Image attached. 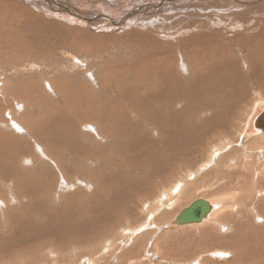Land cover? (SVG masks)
Returning a JSON list of instances; mask_svg holds the SVG:
<instances>
[{"label":"bare ground","instance_id":"6f19581e","mask_svg":"<svg viewBox=\"0 0 264 264\" xmlns=\"http://www.w3.org/2000/svg\"><path fill=\"white\" fill-rule=\"evenodd\" d=\"M172 1H174V0H163L161 5L164 6L163 3H165V2L168 3V2H172ZM177 1H179V0H177ZM44 2H45V5L49 8V10L47 11L49 13L56 14L57 11H58V13L60 11V14L62 16L63 12H67L70 19L73 18L74 20H76V21H73V22H76V25H75L76 27H79V26L81 27V25L77 26V23H80V24L84 23V22L85 23L86 22L94 23L96 18H98V20L100 18H101L100 20L108 18L107 20L110 19V22L114 26L112 28V29H114V31L122 29L129 18L132 17V20H136L134 16H136L137 14L141 13L144 15V13H146L144 9H146V8H148V9L152 8L155 10H159L162 8V6L160 4H158L156 6H151V5L147 4L148 6L146 5V6H143L140 8L134 7L132 12L126 13L125 16H123V19L121 21H117V19L115 17H113V18H115V20H116L115 21V20H112L111 18H109L108 15H98L99 13L97 14V16H95L96 18H94V17L90 18V17L85 15L86 13L83 14L81 12H76L75 10L71 11L69 9L70 7L68 8L64 4H61V3H60L61 5L55 4L54 0H44ZM232 3L234 4L233 7H235L237 10H239L241 8H245V7L250 8V6H251L250 4H252L251 2H242V1H237V2H232ZM257 3H258V1H257ZM12 4H13V2H12ZM11 8H13V7H11ZM11 8H7L6 6L0 7V50L3 49V46H4L5 50H6V47H9L8 43L10 40V36H12V35H10V30H11V27L13 26L14 21H15L14 15H17V14L19 15V12H18L19 9L17 7L14 6L15 10L14 9L11 10ZM23 10H25V9L23 8ZM46 15H48V14H46ZM223 15H224V13H223ZM65 16L66 15H64V17ZM70 16H72V17H70ZM23 18H24V15H23ZM67 18L68 17H66L65 20ZM107 20H106V22H107ZM71 21H72V19H71ZM242 21H244L243 18H242L241 22ZM203 22H205V21H203ZM239 22H240V20H239ZM133 23H134V21H133ZM226 23H227V21H226ZM240 23H238V26H237L238 28L241 27ZM201 24H203V23L201 22ZM205 24H207V23H205ZM103 25H104V23H103ZM111 25H109V26H111ZM251 25H253V24L250 23V26ZM260 25L263 27V23H260ZM84 26L87 27V25H84ZM182 26H185V25H182ZM86 27L84 29H86ZM90 27H91V25H90ZM244 28H245V26H244ZM246 28H247V26H246ZM256 28H258V23H255L253 25V29H256ZM73 29H75V28H73ZM97 29H99V28H97ZM193 29L196 30L198 28L193 27ZM241 29H242V27L240 28V30ZM251 29H252V27H251ZM68 30H70V29H68ZM89 30H90V28H89ZM214 30H215V28H214ZM72 31H74V30H72ZM111 31H113V30H111ZM103 32H105V31H103ZM242 32H245V31H242ZM1 33H2V35H1ZM192 33H194V31ZM192 33H187V30H186V32L183 30L181 34L178 33L179 34L178 36H182V35L185 36L184 38L182 37L183 40H181V42H178V43H174V42L164 43L162 40H160L158 42V44L155 45V48H156L155 50L151 51L150 47H149V49L147 51H143L144 52L143 55H141V57L136 62H134L133 65H130L129 67L118 68L117 64L115 65V62H117L118 57H116V58L113 57L110 59L107 58L105 64L103 63V66H102L103 70L100 69L101 72L98 71L99 73L93 71L94 69L92 70L93 65H90L88 67V65H89L88 64V61H89L88 58H87L88 60L86 59L87 63H85L86 62L85 60H84L85 61L84 62L82 59L81 60L78 59V58H81L82 56L81 57L79 56L78 58H76V56L72 55L73 53L64 52L62 54V55H64V57L63 58L61 57L60 61L64 64H67L66 67L68 66V68H66V67L62 68L65 70V72L63 71V73L64 74L66 73L65 78L59 77L62 79L61 80H55V81H48L50 79L48 77L49 79L43 84V87H39V85H37V83L34 84V85L38 86L37 89L30 87V86H34V85L32 83H30V84L28 83L29 85L23 89L26 94L24 93L25 96H24V99L22 100V102H28L25 104L24 108H22L20 106L21 104H19V102H15L13 106L8 104L9 107L7 109H5L4 112H1V110H3V109H1L2 107L0 108L1 109L0 110V126L8 125V127L9 126L13 127L15 130H16V128H18V126H20L22 129H24L28 133L27 137L31 138L32 141H33V136L34 137L38 136L39 140H40V137L41 138L42 137L47 138V141L44 140L45 141L44 145H40L37 147V148H42V150H40V152H38L39 151V149H38V151H37L38 153L37 152H34V153L31 152L33 150L27 145V143L22 142V140H23L22 136L23 135H20L19 133L18 134L15 133V136L12 135V133H11V136L8 138L9 143L4 140L6 143L4 145H7V147L9 149H13V148L14 149L12 151L13 153H11L7 157L8 160L5 159V160H7L6 163H2L1 162L2 158L0 159V187L1 188L3 186H7V183L11 182V181H9V179L13 180L14 182H17L16 179L14 180L10 176H14L16 178L17 175H19L21 173H23L24 175H27V172H25L26 171L25 167L26 168L27 167H35L36 165H37L36 168L39 167L38 169L42 170L41 172H51L50 170H53L54 168L60 170L61 171L60 173H62L64 175L63 176L64 179H62V180H64L65 183H68L65 185L67 188V186L69 185L68 181L71 180V179H67L70 176L67 177L68 175H66L68 173V168H70L68 165L70 163H72L71 160L76 156V153H79L82 150L81 155L84 154L85 160L87 161V166H88L89 162L95 161V160H91V159L99 160L100 166L102 164L104 165V166L102 165L103 170L99 174L94 173L92 175V173L94 171L92 172V170H91L90 171L91 174H90L88 171L85 170L86 168H84L85 172L82 171L83 175L85 174L86 175L85 177H89V178L93 177L95 180H97V183H95L96 184L95 186L97 188L103 187L105 192L110 193V195H111L108 199H106V201H105V199L103 200V199H100L98 197H96V198L100 199V200H95V199H92L90 197L92 199L91 201H93L95 203V205L93 203L92 205H87V206L84 205V207H77V206L72 205V204L71 205L67 204L66 206L64 205L65 207H63L62 206L63 203H62L61 204L62 207L60 208V209H62L61 211H58V208H57V210L49 209V210L45 211L44 209L42 210V206H44V205H42L40 208L38 207L39 210L36 213V211L33 212L35 210V208L37 207V206H35V208H34V205H35L34 198H36L39 195L40 201H39L38 205L40 206V204H42V203L44 204L45 202L48 201L47 198H49V197L47 194H49V196H50V193L47 192V194H43V195L37 194V193L35 194L34 193L35 188H30L28 191H25V192L23 191V192L19 193L20 199L23 201L25 200L27 202V204L24 202V204L27 205V208H26V210L24 208V211H22V212H20V207H21V205H23V203L21 204V202H23V201H21L18 198V196H19L18 194L15 193L16 195H11L8 199H6L0 193V206H2V210L0 209V242L4 240L3 241L4 244H6V245L10 244L9 241H5V239H6L5 235H7L6 234L7 232H9L8 233V235H10L9 237L11 239H13V241L16 240V244H17V246H16L17 252L16 253H18L20 255L23 254V255H29L30 256L33 253H34L33 255H35L36 252L42 253L41 251L46 249L48 244H50L52 246V251L50 252V254H54V252H57L58 248L56 250H54L53 247L54 248L59 247L60 249L67 247L69 249H72L68 246H71L72 242L74 244L73 240H79V241L84 240V242H86L85 239H88V238H93L90 240V241H93L94 239L98 238L99 236L104 237V233H105L108 226L116 225L118 222H120L121 217L123 215L131 216L134 213L135 206L132 205V202H133V199H135V197H136L135 196L136 193L139 195H143V196L150 195L151 194L150 193L151 192L150 185L154 181L153 178L156 175H158L162 170H164L166 168H168V171H169L170 170L169 168L171 167V171H172V166H174L175 164L183 162V160L184 161L189 160L193 150L197 147L203 148L202 146L205 143H206L205 146L208 145V147H210V149H211L210 150L211 153L209 155V160L206 161L201 166H199V168L197 170L193 171L192 170L193 168H192L191 169L192 171H188L186 174L187 178H193V179L195 178L196 179V177L199 173H201L202 171L206 170L209 167H212L214 165V163H216V162H217L216 168H218L220 170L217 169L218 172H216L217 170L215 172L217 173V175H223V177L225 179L227 178V176L232 179L235 176V172H236V171L234 172L235 168L238 165L243 164L242 162L246 163L245 165L247 166L249 158H248V156H246V154L247 153H249V154L253 153L254 150H248L247 151V148H250L249 146H246V145L242 146L241 145V147H240V144H236L235 140H233V139L231 140L230 137L235 133V130L238 129V123L242 120V116H243L242 113H243V111H245V109L247 108V105L250 103L251 98L253 96H255V94L257 95V98H259V100H262L263 102L261 103V105H259L260 109L259 108L255 109L253 111L250 119L248 120V122H245V127L242 128V131L240 133V137L243 136L242 139L243 138L257 137L259 135L264 137V132L262 130L259 131L256 128H254L255 120L264 111V90H263L264 89V29L262 28L261 33L254 34L252 31L253 34H251V35H246V33H244V34L240 33V34L231 35L230 38L226 37L225 36L226 34L223 35L222 34L223 32L222 33L213 32V34L212 33H204V32H201V33L199 32L196 34H192ZM15 34H16V32H15ZM86 35H87V33H86ZM187 35H189V36H187ZM116 36H118V34H116ZM227 36H229V35H227ZM90 38H92V37H90ZM64 39L65 38L63 37V40ZM122 39L123 38H120V40H122ZM72 40H75V38ZM65 41H66V39H65ZM76 41H77V39H76ZM82 41H83V39H82ZM95 43H99V42L97 41ZM113 43H115V42H113ZM132 43H133V41H132ZM86 45H88L87 42H86ZM86 45H84V47ZM75 46H77V45H75ZM101 46H99V47H101ZM103 46H105V45H103ZM129 46H130V44H129ZM80 47H81V45H80ZM86 47L84 48V54H86L87 57L93 58L94 56L92 57V55H95V54H93V51L90 49V46H89L90 50H88ZM94 47H96V45ZM114 47H116V44ZM9 51H11V50H9ZM95 51H96V48H95ZM115 52H117V51H114V53ZM3 53L4 54L8 53V50L4 51ZM76 53H77V51H76ZM80 53H81V51H80ZM104 53H106V52H104ZM79 55H82V54H79ZM95 56L97 57V55H95ZM106 56H108L107 53H106ZM96 57H94V58H96ZM103 57H105V56H103ZM102 58H100V60H102ZM2 59H3V56L1 57V60ZM27 59H28V56L27 57L21 56V58H13L12 57L11 61H13V62H15L21 66L22 65L21 63H23V62L25 63V61H27ZM103 59H105V58H103ZM92 60L89 62H92ZM31 61H33V60H31ZM93 62H95V60H93ZM93 62L91 64H93ZM98 62H99V60H98ZM100 62L102 63V61H100ZM120 65L123 66V64H120ZM127 65H128V63H127ZM26 66L27 65H25L24 68H26ZM29 66H31V63ZM29 66H28V68H29ZM33 66L38 67V65H36V64H33ZM33 66L31 68H29V69H31V71H33L35 69L38 70L37 68H35ZM84 66H86V67H84ZM76 67L78 68V70L76 69ZM54 68H55V66H54ZM16 69H18V68H16ZM44 69H45V67H44ZM55 69H57V66ZM6 70L8 71V69H6ZM24 70H28V69H24ZM24 70L22 72L26 73L27 71H24ZM40 71H42V70H40ZM48 71H45V72L47 73ZM55 71L56 70H54L53 73H55ZM19 73L20 72L18 71V74ZM36 73H37V71H36ZM41 73L44 74L43 72H41ZM61 73H59V74H61ZM80 73H81V75H83L87 79V81L89 82V85L91 84L93 87L92 88H90L89 86L88 87H81L80 85L77 84L79 86L78 91L77 92L70 91V88H68V87L71 84V82L74 81L72 79V77H74L73 75L74 74L79 75ZM42 74L38 73L37 75L40 76ZM59 74H57V75H59ZM61 76H62V74H61ZM14 77H15V75L13 76V78ZM17 77L18 76H16V78ZM45 77L46 76H44V78ZM45 79H43V80H45ZM5 80H6V78H5ZM76 80H78V79L76 78ZM12 81H14V80H12ZM187 82H190L191 84H187ZM12 84H13V82H12ZM15 84H16V82H15ZM72 86H73V84H72ZM75 86H76V84H75ZM44 87H45V89H41ZM18 90H20V89H18ZM223 90H225L226 92ZM222 91L225 93L223 94ZM46 93L48 94L47 96L51 97V98L49 97V99L55 100V103H53L55 105H52V103H50L51 104L49 106L50 110L57 107L58 99H64V101H65V99L70 100V101H73V103H74V100H76V101L84 100L85 102L81 106H79V104H77V107L81 108L80 110H82L84 108L83 112H80L83 114V116H79V118H77V119H80V117H81L80 123H82V124L84 123L83 126L80 124L82 126V128H80V129L82 130L84 128L83 130L88 131V133H90V132L94 133L91 136L94 138L95 143H96L97 138H98L101 142H103L105 144L104 145H98V146L90 145V144L84 145V143H86V142L91 143L89 141V139H88V141L85 142V140L87 138L84 139V137H83L84 141H82L84 143L81 142V144H83L84 146L81 149L76 147L77 145L73 146V145H71L72 143L71 144H69L68 142L66 143L65 140H68L67 138H68L69 134H71V132H73L71 129L73 128L74 130H76L78 128L77 123L75 122L76 123L75 124L70 119V117L74 116V114H72V113H71L72 116H70V115L62 116V114L60 115V114H56V113H54L52 115L49 113L47 118H42V119L35 121L34 123L28 125L29 131H27V129H25L21 123H18V122H21V120H19L17 123L14 121L15 118L17 117L16 115H19V117L23 116V118L25 116L31 117L30 115L33 113L30 114V112H31L30 103L31 102L35 103V102L39 101L41 99L42 95L43 94L46 95ZM11 94L12 93H10V96L12 97ZM0 95H1V93H0ZM6 95H7V93H6ZM99 96H104V98H101L103 100H99L100 99ZM13 99H15V98H13ZM46 99H48V97ZM46 99L44 98V101L42 100V102H45ZM47 102H49V101H47ZM73 103H72V105H73ZM22 104H24V103H22ZM258 104H257V106H258ZM255 106H256V104L253 107H255ZM33 108H34V106L32 107V109ZM7 112H9V114H11L13 116L14 115L16 116L12 123L6 122L9 120V119L8 120L6 119V113ZM37 113H38V111H37ZM38 114L40 115V111ZM64 115H65V113H64ZM7 116L11 117L8 115V113H7ZM68 116H70V117H68ZM56 118H58L61 121L63 120L64 125H63V123H61ZM243 120H244V118H243ZM28 121H31V120H28ZM90 122H93V124ZM94 122H96V123L94 124ZM13 123H16L17 125H13ZM19 124H21L22 126ZM29 126L32 128H30ZM8 127H6V128L8 129ZM6 128H3V130L5 131ZM54 131L55 132L60 131L61 133L56 132V134H54L53 133ZM0 134H1V132H0ZM61 134H63V137H61ZM83 134H86V133H83ZM25 136H26V134L24 135V138H25ZM75 136H76V134H75ZM82 136L83 135H81L80 138H82ZM6 139H7V137H6ZM20 139H21V142H20ZM25 139H27V138H25ZM262 139H264V138H262ZM94 140H93V143H94ZM4 141H2V142H4ZM213 141H215V143ZM75 142H76V138H75ZM217 142H219V143L217 144ZM260 143H262V142H260ZM36 144H37V142H36ZM36 144H35V146H36ZM96 144H98V143H96ZM1 145H3V144H1ZM79 145H80V143H79ZM247 145H249V144H247ZM2 147H0V157H3L5 154L4 153L5 148H2ZM113 147H115L119 151V153L123 154L124 157L126 158L125 168H119L116 171H110L109 170L110 165H109L108 158H107V151L109 148L112 149ZM168 150L170 151L169 153L166 152ZM110 151H112V150H110ZM238 152L241 153L240 158H239V155L235 154ZM108 153H111V152L108 151ZM223 153H224V155H223ZM256 153L259 156H260V153H262L263 157H264V147H260L259 149H257ZM195 154L194 155L192 154V155L195 156ZM205 154H206V152H205ZM206 155H208V154H206ZM21 156L23 158L20 160L19 157H21ZM24 156H27V157H24ZM119 156H121V155L119 154ZM199 156H197V157H199ZM83 157H81V158H83ZM201 157H202V155H201ZM203 157H205V156H203ZM111 158H112V156H111ZM121 158L123 159V157H121ZM193 158H195V157H193ZM109 159H110V157H109ZM78 161H79L78 164L84 163V161L82 163H80V158ZM38 163H39V165L41 163H43V167L41 168L38 165ZM191 163L192 162H190V164ZM193 163H194V161H193ZM195 163H196V161H195ZM84 164H86V163H84ZM143 165H149L150 166V168H148L149 170L145 169L143 167ZM181 165H182V163H181ZM73 166H72V169L74 171V168H76V167H73ZM79 166H81V165H79ZM62 167H63V169H62ZM142 167H143V169H142ZM240 168H242V167H240ZM77 169L78 168L75 169V172ZM88 169H90V168H88ZM237 169H238V167H237ZM39 170L33 171L31 169V172L33 171L35 173V171H39ZM250 170H251V168H250ZM164 171L166 172V170H164ZM185 171H187V170H185ZM245 171H247V170H244V172ZM39 172L35 173V175H39L38 174ZM77 172H78V170H77ZM29 174H30V172L28 173V175ZM208 174H210V173H208ZM31 175L34 176L33 174H31ZM54 176H55V174H54ZM113 176L118 179V182H117L118 185H111V183L108 182L109 180H111L113 178ZM199 176H200V174H199ZM38 177L40 178V180H39V182L37 181L38 182L37 186H40L41 189H43L45 187V193H46V189H48V188L50 189V186L53 185L52 180H54V179L51 180L49 176L45 177L46 179H43L42 177H40V175ZM75 177H77V176H75ZM244 177H246V176H244ZM248 177L249 176H247V178ZM259 177H261V176H259ZM17 179H19V178H17ZM29 179H30V177H29ZM34 179H35V177H34ZM57 179H58V176H57L56 180ZM79 179H77L76 182H78V183L80 182L81 184H84V183H82L83 181H79ZM199 179H201V178H199ZM81 180H83V179H81ZM238 180H241V179H238ZM258 180H260V179H258ZM263 180H264V178H263ZM72 181H70V182H72ZM159 181H161V179H159ZM248 181H250V180H248ZM89 182H90V180H89ZM89 182L87 184V188L92 189L93 185L91 183H90L91 184L90 185ZM185 182L186 181H184V179H179L178 183L173 185L169 190H165L160 195V197L158 198V199H160V202L164 203L165 199L167 201H169V203L163 204L164 209L172 208L173 206L176 205L177 201L182 197L181 190L183 189L182 187L185 186V184H187ZM230 182H233V181H230ZM242 182H244V181H242ZM242 182H241V184H242ZM61 183L63 184V186H61V184L59 183L60 187H64L65 183H63V182H61ZM73 183H74V181H73ZM73 183H72V185L76 184V183H74V184ZM258 183H257V186L259 187ZM156 184H157V182H156ZM225 184H227V183H225ZM231 184L233 186V184H235V183L233 182ZM246 184H248V186H249V183H246ZM108 185H111V186H108ZM210 185H212V182L210 183ZM57 186H55V187H57ZM161 186H163V185H161ZM22 187H24V186L22 185ZM228 187H226V188H228ZM73 188H75V186H73L72 189ZM246 188L247 187H245V190H247ZM26 189H27V187H26ZM208 189H209V187H208ZM220 189H222V187ZM61 190L64 191L63 188ZM217 190H219V189H216L215 191H217ZM14 191H15V189H14ZM66 191L67 190L65 189L64 193H66ZM78 191L79 190L77 189L76 192L79 193ZM96 191H98V189ZM18 192H20L19 189H18ZM84 192H83V194H81V196L84 195ZM71 193H73V191ZM90 193H91V191H90ZM92 193H93V191H92ZM216 193H215V195H216ZM53 194L57 195L54 192H53ZM59 195H62V194H59ZM63 195H62V198L60 199V201L63 199ZM68 195H70V194H68ZM208 195H210V194H208ZM263 195L264 194H260V196H262V197H263ZM250 196H252V195L249 194V197ZM39 197H38V199H39ZM53 197L54 196H52V199H53ZM104 197H106V195ZM241 197H238V198H241ZM253 197H254V195H253ZM64 198H67V196H65ZM72 198L74 199L76 197H72ZM86 198H87V196H86ZM73 199H70V200H73ZM88 199H89V197H88ZM144 199H146V197ZM63 200L61 202H63ZM152 200H153V198H152ZM51 201H53V200H51ZM224 201L225 200H223V202ZM260 201H262V200H260ZM78 202L81 203L80 200ZM194 202L195 201H193V203ZM208 202H210V204L212 205V212L200 224H204L203 222L208 221L213 216H215L216 214L218 215V213H219V211H218L219 209H217V206H219V204H216L212 201H208ZM251 202L252 201H250V203ZM89 203H91V202H88V204ZM146 203H148V202H146ZM9 204L15 205V207L11 206L12 207L11 208L9 206ZM51 204H52V202H51ZM69 204H70V202H69ZM191 205H192V203L188 207H190ZM55 206H54V208L57 207V206L56 207ZM145 206L147 207V204H145ZM13 207L16 209H13ZM188 207L184 208L183 210L187 209ZM51 208H52V206H51ZM4 209H6V210H4ZM154 209H155V207H154ZM217 211H218V213H217ZM255 211H256L255 214L260 212V210L258 211L257 206L255 208ZM159 212H160V210H157V211H155V214L159 213ZM261 214H262V216H261ZM41 215H43V217L46 216L45 217L46 219L43 220V218H42V220H39ZM258 215H259V217L256 216L257 219L261 220L262 224H264V211L262 213L260 212V214H258ZM223 216H225V215H223ZM223 216L221 219L226 220V218L225 217L223 218ZM53 217H55L54 221H53ZM176 217H175V219H176ZM175 219L172 222L173 227H181V229H182L183 227L185 228V227H190V226H196V224L182 225V226H176L175 225L174 226L173 223H174ZM56 220H58V221L55 222ZM148 220H147V222H148ZM153 221L155 223L154 218H153ZM26 222H29V228H31V229H29L28 226H26V225H28V223L25 225ZM252 226H253V224H252ZM120 227H122V225ZM250 227H251V225L249 226V228ZM126 229H127V231L130 230L129 228H126ZM171 229H173V228H171ZM176 229H178V228H176ZM243 230H244V228H243ZM243 230L241 229L242 232H243ZM249 231L250 230L248 229L246 231V233L248 232L247 234L249 236L253 237L252 239H254V237L257 239L256 233H254L253 231L252 232H249ZM244 234L245 233H243L242 235H244ZM134 236H132V237H134ZM105 237H107V236L105 235ZM235 238H232V239L230 238L231 240L226 239L225 243L223 242L224 248L219 247V250H217V251L223 250V252H220L218 254L225 256V255H228L229 252L230 253L231 252H239L240 248L237 249L239 246L237 247V243H234ZM98 240H99V238H98ZM106 240H107V238H106ZM239 242L245 244V241H243V240H239ZM77 243L79 244V242H77ZM81 243H83V242H81ZM88 243H90V242H88ZM240 243H239V245H240ZM235 244H236V246H235ZM243 244L240 245L242 248H244V246L246 245V244L245 245H243ZM1 245H3V244H1ZM72 246L74 247L75 245H72ZM216 247H215V249H216ZM69 249H67V250H69ZM246 249H247V246H246ZM254 249L257 250V248H255V247H254ZM252 250L253 249H251V251ZM243 251H245V250H243ZM46 252H48V251H46ZM62 252H63V250H62ZM77 252H78V249H77ZM253 252H254V250H253ZM258 252H257V254H258ZM254 254H256V253L254 252ZM23 255H21V257ZM233 255H236L235 257H237V255L239 256L238 253L233 254ZM252 256H253L252 258H254V255H252ZM4 257H5V255H4ZM4 257H2V258H4ZM98 257L99 256L96 255V257L94 259H98ZM40 258L42 259V257H40ZM40 258H39V260H40ZM241 258H243V259L241 262L239 260L238 261L239 263L243 262V264H264V262L259 260V259H252L251 258V260H253V261H248V259H246L243 256ZM0 259H1V257H0ZM47 259H48V257H47ZM94 259H93V261H94ZM1 261H3V260H1ZM45 261H46V259H45ZM40 262H41V260H40ZM9 263H12V262H9ZM5 264H6V262H5ZM43 264H45V263H43ZM57 264H58V262H57ZM83 264H87V262H83Z\"/></svg>","mask_w":264,"mask_h":264},{"label":"rangeland","instance_id":"374dc122","mask_svg":"<svg viewBox=\"0 0 264 264\" xmlns=\"http://www.w3.org/2000/svg\"><path fill=\"white\" fill-rule=\"evenodd\" d=\"M237 1L251 2L252 4H250L251 5L250 8L245 7V8H241V9L237 10L235 7H233L234 4L232 3V2H237ZM257 1H258V3H257ZM12 2H13V4H12ZM54 2H55V4H59V5L64 4L68 8L70 7L69 9L71 11L75 10L76 12H81L83 14L86 13L85 15L90 17V18H93V17L96 18L95 16H97V14L99 13L98 15H108V17L111 18L112 20H115V18H116L117 21H121L123 19V16H125L126 13L132 12L134 7L140 8V7L146 6L147 4L151 5V6H156L158 4L161 5L163 0H54ZM8 4L9 5L11 4V5L9 6ZM163 5L164 6L161 5L162 8L159 10H155L152 8L151 9L150 8L144 9L146 12V13H144V15L141 13L137 14L136 16H134L136 20H132V17L129 18L128 21L126 22V24L124 25V27L122 26L123 27L122 29L115 30L116 31L115 32L114 29H112L114 26L110 22V19L107 20L108 18L102 19V20H100L101 18L99 20H98V18H96V20H95L96 22L94 21V23H89V22H86V23L84 22L85 24L84 23H81V24L77 23V26L81 25V27L80 26L76 27L75 26L76 22H73L76 20L71 18L72 19V21H71L67 12L62 11L63 12L62 16L60 14V11H59V13L57 11L56 14H52V13L47 12L49 10V8L45 5L44 0H22V1L21 0H0V7H4V6H6L7 8L13 7V8H11V10H12V9H14V6H15L19 9V11H18L19 15L18 14L14 15L15 21L13 23V26L11 27V30H10V35H12V36H10V40L8 43L9 47H6V50H5L4 46H3V49L0 50V52H1L0 56L1 57L3 56L2 60L0 57V60H1L0 61V87H1L0 90L2 91V92L0 91V93H1V95H0V108L2 107L1 109H3V110L0 109L1 112H4V110L9 107L8 104L13 106L15 102H19V104H21L20 106L22 108H24L25 104L28 102H22V100L24 99V96L26 94L23 89L26 86H28L30 83H32L33 85L37 83V85H39V87H43V84L49 78L50 79L48 81L61 80L62 78H65L66 73L65 74L63 73V71L65 72V70L62 68L66 67L67 64H64L60 61L61 57L62 58L64 57V55H62L64 52L73 53L72 55L76 56V58H78L79 56L80 57L82 56L81 58H78V59L79 60L82 59L83 61L85 60L86 61V62L84 61L85 63H87L88 59H89V61H91L92 59L95 60V62H93V60H92L93 64H91L92 62L88 61V64H89L88 67L90 65H93L92 66V70L94 69L93 71L101 72L100 69L103 70L102 66H103V63L105 64L107 58L110 59L113 57H115V58L118 57L117 62H115V65L117 64L118 68L129 67L130 65H133V63L136 62L141 57V55H143V53H144L143 51H147L149 49V47H150L151 51L155 50L156 49L155 45L158 44V42L160 40H162L164 43L181 42V40H183V38L185 36L184 35L178 36V35L181 34L183 30L185 32L187 30V33H192L194 31V33H192V34H196L199 32L200 33L201 32L212 33V34H213V32H219V33L223 32L222 33L223 35L226 34L225 36L230 38L231 35L240 34V33H243V34L246 33V35H251L253 33L254 34L261 33L262 28L264 29V15H263L264 14V0H234V1L233 0H184V1L183 0H181V1L180 0L179 1L174 0V1L168 2V3L165 2V3H163ZM23 8L25 10L27 8L28 9L25 11V10H23ZM223 13H224V15H223ZM46 14H48V15H46ZM23 15H24V18H23ZM64 15H66V16L64 17ZM66 17L69 18V19L67 18L68 20L66 19L67 21L65 20ZM70 17H72V16H70ZM113 17H115V18H113ZM242 18L244 21L241 22ZM106 20H107V22H106ZM239 20L241 23L239 22ZM133 21H134V23H133ZM200 21L204 25L201 24ZM203 21H205V22H203ZM226 21H227V23H226ZM103 23H104V25H103ZM205 23H207V24H205ZM238 23L241 24V27H242L241 30H240L241 27L240 28L237 27ZM250 23H252L253 25L255 23H258V28L253 29V25L250 26ZM260 23H263V27L260 25ZM84 25H87L88 28ZM90 25H91V27H90ZM109 25H111V26H109ZM182 25H185V26H182ZM244 26H245V28L247 26V28L245 29ZM85 27H86V29H84ZM193 27H196L198 29L195 30V29H193ZM251 27H252V29H251ZM73 28H75V29H73ZM89 28H90V30H89ZM97 28H99V29H97ZM214 28H215V30H214ZM68 29H70V30H68ZM72 30H74V31H72ZM111 30H113V31H111ZM103 31H105L106 33ZM242 31H245V32H242ZM252 31H253V33H252ZM15 32H16V34H15ZM86 33H87V35H86ZM116 34H118V36H116ZM1 35H2V33H1ZM227 35H229V36H227ZM187 36H189V35H187ZM63 37L66 39V41H65V39L63 40ZM90 37H92V38H90ZM74 38H75V40H72ZM120 38H123V39L120 40ZM76 39H77V41H76ZM82 39H83V41H82ZM97 41L99 43H95ZM132 41H133V43H132ZM86 42L90 46V49L93 51V54L97 55V57L95 55H92V57L94 56L96 58L87 57V55L84 54V48L86 46H87L86 48L88 50H90L89 46L86 45ZM113 42H115V43H113ZM83 44L86 46L84 47ZM115 44H116V47H114ZM129 44H130V46H129ZM75 45H77L78 47ZM80 45H81V47H80ZM95 45H96V47H94ZM103 45H105V46H103ZM99 46H101V47H99ZM95 48H96V51H95ZM7 50H8V53L4 54L3 52L7 51ZM9 50H11V51H9ZM76 51H77V53H76ZM80 51H81V53H80ZM114 51H117V52H115L116 54L114 53ZM104 52H106L108 56H106V53H104ZM79 54H82V55H79ZM100 55L102 57L105 56V57H103L105 59H103ZM21 56H26V57L28 56L27 61H25V63L24 62L21 63L22 64L21 66L15 62L11 61L12 57L13 58H21ZM100 58H102V60H100ZM31 60H33V61H31ZM98 60H99V62H98ZM100 61H102V63ZM30 63H31V66H29ZM127 63H128V65H127ZM33 64L38 65V67L33 66ZM120 64H123V66ZM25 65H27L26 68H24ZM28 66H29V68H31L33 66V67L37 68L38 70L35 69V70L31 71V69H29ZM43 66L45 67V69ZM54 66H55V68L57 66V69H55ZM84 67H86V66H84ZM16 68H18L19 70ZM23 68L28 69L29 71L24 70ZM66 68H68V66ZM6 69H8V71ZM76 69L78 70L77 67H76ZM23 70L27 71V72L23 73L22 72ZM40 70H42V71H40ZM54 70H56L57 72L55 71V73H53ZM18 71L20 72L19 74H18ZM36 71H37V73H36ZM45 71H48V72L46 73ZM41 72H43V73L45 72V73L42 74ZM38 73H40L42 75L39 76V75H37ZM56 73L57 74L61 73L62 76H61V74L57 75ZM11 74L12 75L14 74L15 77L13 78L14 75L12 76ZM16 76H18L19 78L18 77L16 78ZM44 76H46L45 77L46 79L44 78ZM73 76L74 77H72V79L74 81L71 82V84L68 87V88H70V91L77 92L79 89L78 85H80L81 87H88V86L90 88L93 87L91 84L89 85V82L87 81V79L83 75H81V73L79 75L74 74ZM4 77L6 78V80ZM59 77H62V78H59ZM75 77L78 80H76ZM43 79H45V80H43ZM12 80H14V81H12ZM34 80L35 81L37 80V81L35 82ZM12 82H13V84H12ZM15 82H16V84H15ZM72 84H73V86H72ZM75 84H76V86H75ZM187 84H191V83L187 82ZM37 85L30 86V87L37 89V87H38ZM18 89H20V90H18ZM41 89H45V87L41 88ZM223 91H225V90H223ZM223 91H222V93L224 94L226 91L225 92H223ZM6 93H7V95H6ZM10 93H12L11 94L12 97L10 96ZM47 95H48L47 93H46V95L43 94L39 101H37L35 103L34 102L30 103V105H31L30 114L33 113L30 115L31 117L25 116L23 118V116L19 117V115H16L17 116L16 117L15 115L13 116V115L9 114V112H7L8 115L11 117H8L7 113H6V119L7 120L9 119L6 122L12 123L14 118L16 117L18 120L15 118L14 121L17 123L19 120H21V122H18V123H21L23 125V127L25 129H27V131H29L28 125H30V124L34 123L35 121H38L42 118H47L49 113L52 115L54 113L60 114V115L62 114V116H66V115L72 116V114H74V116H72V117L68 116V117H70V119L74 123L75 122L77 123L78 128L76 130H74L73 128L71 129L73 132H71V134H69V136L67 138L68 140H65L66 143L67 142L69 144L72 143L71 145H73V146L77 145L76 147H78L80 149L85 144L86 145L90 144V145H95V146L105 144V143L101 142L98 138L96 141V143H98V144H96L94 138L91 136L94 133H92V132L88 133V131L83 130L84 128L82 130L80 129V128H82L84 123L83 124L80 123L81 117H80V119H77V118H79V116H83V114L80 112H83L84 108L82 110H80L81 108L77 107V104H79V106H81L85 102L84 100H79V101L74 100V103H73V101H70V100L65 99V101H64V99H58V101L60 100L62 103L60 101L59 102L57 101V107L50 110L49 109V106L51 105L50 103H52V105H55V104H53V103H55V100L49 99L50 96H47ZM47 97H48V99H46ZM13 98H15V99H13ZM44 98L46 99V101L42 102V100L44 101ZM99 98H100L99 100H103L101 98H104V96H99ZM47 101H49V102H47ZM262 102H263L262 100H259V98H257L256 94H255V96H253L251 98L250 103L247 105V108L242 113V115H243L242 120H241L242 122L240 121L238 123V129H236L235 133L230 137L231 140L232 139L235 140L236 144H240V147H241V145L242 146L243 145L249 146L250 148H247V151L248 150H254L253 153H250V154L247 153L246 154V156H248V158H249L247 166L245 165L246 163L242 162L243 164H240L237 166L238 169H237V167L235 168V170H234V172L236 171L235 172L236 177L234 176L235 178L233 177L231 179L227 176V178L225 179L223 177V175H217L216 172H218V170H220V169L216 168L217 162L214 163L215 166L213 165L212 167H209L206 170L199 173L201 177L198 174L196 179L195 178L194 179L193 178H187L186 174L188 171L197 170L199 168V166H201L202 164H204L206 161L209 160V155L211 153V151H210L211 149H210V147H208V145L205 146V144H206L205 143L202 146L203 148L197 147L193 150L192 154L193 155L195 153L196 154H195V156H193L191 154V157L189 160H185V161L183 160V162L175 164L174 166H172V171H171V167H170L169 168L170 172L168 171V168H166V169H164V170H166V172L164 170H162L158 175H156L153 178L154 181L150 185V187H151V192H150L151 194L150 195L143 196V195H139L136 193L135 194L136 197H135V199H133V202H132V205L135 206L134 213L131 216L123 215L121 217L120 222H118L116 225L108 226L105 233H104V237L99 236L98 237L99 240H98V238L94 239L93 241H90L93 238H88V239H85L86 242H84V240H81V241L73 240L74 244L72 242L71 246H68L72 249H69L67 247L62 248V249H60L59 247H55V248L53 247L54 250H56L58 248L57 252H54V254H50V252L52 251V246L50 244H48L46 249L41 251L42 253L36 252L35 255H33L34 254L33 253L30 256L21 254V255H23L21 257L20 254L16 253L17 252L16 240L13 241V239H11L9 237L10 235H8L9 232H7L6 233L7 235H5V237H6L5 241H9L10 244L9 245L4 244L3 243L4 240L0 242V257H1L0 264H5V262H6V264H21V263L22 264H32V263L33 264H43V263H45V264H49V263L50 264H57V262H58V264H81V263L83 264V262H87V264H94V263L95 264H185V263L186 264H243V262L242 263L238 262L239 260H240V262L242 261L243 258H241V257L243 256L246 259H248V261H253V260H251V258L253 257L252 255H254V258H252V259H259V260L264 262V224H262V221L257 219V217H256V216L259 217L258 214H260V212L262 213L264 211V201H263L264 195H263V197L260 196V194H264V180H263V178H264V169H263L264 168V163H263L264 157H263L262 153H260V156L256 153L257 149H259L260 147H264V139H262L264 137H262L260 135L257 137L243 138V139H242L243 136L240 137V133L242 131V128L245 127V122H248V120L250 119V117H251V115L255 109H257V108L260 109L259 105H261ZM22 103H24V104H22ZM72 103H73V105H72ZM255 104H256V106L253 107ZM257 104H258V106H257ZM33 106L35 109L34 108L32 109ZM37 111H38V113L40 111V115L37 113ZM64 113H65V115H64ZM243 118H244V120H243ZM56 119H58V118H56ZM28 120H31V121H28ZM59 121L61 123H63V125H64L63 120L62 121L59 120ZM16 123H13V125H17ZM90 123L93 124V122H90ZM95 123L96 122H94V124ZM21 124H19V125H21ZM239 124L240 125L242 124V125L240 126ZM6 127H8V125L0 126L1 134L5 133L4 135L0 134V147L3 146L2 148H5L4 149V153H5L4 156L0 157V159L2 158V161H1L2 163H6L8 160L7 157L11 153H13L12 151L14 148L9 149L7 147V145H4V144H6L5 141H7L9 143L8 138L11 136V133L14 136H15V133L16 134L19 133L20 135H23L22 136L23 137L22 142L27 143V145L33 150V151H31L32 153L37 152L38 149H39L38 152H40V150H42V148H37V147L40 145H44L45 141H47L46 137L41 138L40 136H39L40 137V140H39L37 135H36L37 137L33 136V141H32L31 138L27 137L28 133L24 129H22L20 126H18V128H16V130L10 126L8 127V129ZM3 128H6L5 131L3 130ZM30 128H32V127H30ZM56 132H60V131H56ZM56 132L54 131L53 133L56 134ZM82 132L86 133V134H83ZM79 133L81 135H83L82 138H80L81 135ZM25 134H26L25 138H27V139L24 138ZM75 134H76V136H75ZM6 137H7V139H6ZM61 137H63V134H61ZM83 137H84V139L87 138L85 140V142L88 141V139H89V141L92 144L88 143V142H86V143L82 142V141H84ZM75 138H76V142L78 144L75 142ZM93 140H94V143H93ZM2 141H4V142H2ZM20 142H21V139H20ZM36 142H37V144H36ZM81 142L84 143V145L81 144ZM213 142L215 143V141H213ZM260 142H262V143H260ZM79 143H80V145H79ZM218 143L219 142H217V144ZM1 144H3V145H1ZM35 144H36V146H35ZM247 144H249V145H247ZM110 150H112V151H110ZM81 151L79 153H76L77 157L75 156L71 160L72 163H70L68 165L70 168H68V173L66 175H68L67 177H69V176L70 177L69 178L66 177V178L71 179L68 181L69 182V185H68L69 187L67 186L68 189L65 186L68 183H65V181L62 180V179H64L63 178L64 175L62 173H60L61 172L60 170L54 168L53 170H50L51 172H41L42 170H39L38 169L39 167L36 168V166H37L36 165L35 167H27V168L25 167V169H26L25 172H27V175H24L23 173H21V174L17 175L16 178L14 176H10L14 180L16 179L17 182H14L13 180L9 179V181H11V182L7 183V186H3L2 188L0 187V193L6 199H8L11 195H16V194L19 195V193H21L23 191L24 192L28 191L30 188H35L34 189L35 194L37 193V194L43 195V194H47V192L50 193V196H49V194H47L49 197V198H47L48 201L45 202L44 204L43 203L40 204V206L38 205L39 201H40L39 195L36 198H34V200H35L34 208H35V206H37V207L35 208V210L33 209L34 211L33 210L32 211L33 212L36 211V213L39 210L38 207L40 208L42 205H44V206H42V210L44 209L45 211L49 210V209L57 210V208H58V211H61L62 209H60V208L62 206L65 207L67 204L68 205L72 204V205H75L77 207H84V205L85 206L92 205L94 203L93 201H91L92 199H95V200H100V199L104 200L105 199V201H106V199H108L111 196L110 193H106L105 190L103 189V187L97 188L95 186L96 185L95 183H97V180H95L93 177L92 178L85 177L86 175L85 174L83 175V173H82V171L85 172V170L90 173V171L92 170V172L94 171L92 173V175L94 173L99 174L102 172V170H103L102 168L104 165L102 164L103 166L101 165L102 166L101 167L99 160L91 159V160H95V161L90 160L91 162H89V164H88L89 167H88L87 161L85 160V156H84V154L81 155ZM108 151L111 153H108ZM108 151H107V158H108V162L110 165L109 170L110 171H116L119 168H125L126 158L124 157V155L119 153V151L115 147H113L112 149L109 148ZM166 152L169 153L170 151L168 150ZM205 152L208 155H206ZM224 153H223V155H224ZM238 153H235V154L239 155V158H240L241 153L240 152H238ZM119 154L121 156H119ZM201 155H202V157H201ZM80 156L81 157L84 156V157L81 158ZM111 156H112V158H111ZM197 156H199V157H197ZM203 156H205V157H203ZM24 157H27V156H24ZM109 157H110V159H109ZM121 157H123V159ZM193 157H195V158H193ZM22 158H23L22 156L19 157L20 160ZM79 158H80V163H82L84 161V163H86V164H84V163L78 164ZM5 159H7V160H5ZM193 161H194V163H193ZM195 161H196V163H195ZM190 162H192V163L190 164ZM181 163H182V165H181ZM38 165H39V163H38ZM79 165H81V166H79ZM39 166L42 168L43 163H41ZM72 166L78 168L77 170H78V172L79 171L80 172L78 173L77 170L75 172L76 168H74V171H73ZM143 167L145 169L150 168L149 165H143ZM143 167H142V169H143ZM240 167H242V168H240ZM84 168H86V169L84 170ZM88 168H90V169H88ZM250 168H251V170H250ZM31 169L33 171L39 170L40 172L35 171V173L39 172L38 174L43 179H46L45 177L49 176L51 180L52 179L55 180V181L52 180L53 185L50 186L51 190L48 188V189H46V193H45V187L43 189H41L40 186H37L38 182L40 180V178L38 177L39 175H35V173L33 171L31 172ZM62 169H63V167H62ZM185 170H187V171H185ZM244 170H247V171L244 172ZM29 172H30V174L28 175ZM208 173H210V174H208ZM31 174H33L34 176H32ZM54 174H55V176H54ZM57 176H58V179L56 180ZM75 176H77L78 178ZM244 176H246V177H244ZM247 176H249V177L247 178ZM259 176H261V177H259ZM29 177H30V179H29ZM34 177H35V179H34ZM17 178H19V179H17ZM199 178H201V179H199ZM77 179H79V181H83L82 183H84V184H81L80 182L79 183L76 182ZM81 179H83V180H81ZM159 179H161V181H159ZM179 179H184V181H186L185 183H187V184H185V186L182 187L183 188L181 190L182 197L177 201L175 206H173L172 208L164 209L163 204L169 203V201H167L165 199V202L163 203V202H160V199H158V198L160 197V195L165 190H169L173 185L178 183ZM228 179L230 181H233L235 184H233V186H232L231 183H233V182H230ZM238 179H241V180H238ZM258 179H260L261 181ZM72 180L76 184H74ZM89 180H90V182H89ZM248 180H250V181H248ZM60 181L65 183L64 187H60V184H61V186H63V184ZM70 181H72V182H70ZM155 181L157 182V184ZM210 181L212 182L213 186L210 185V183H211ZM242 181H244V182H242ZM88 182H89V184L91 183L93 185L92 189L87 188ZM108 182H110L111 185H118V183H117L118 179L114 176ZM241 182H242V184H241ZM72 183L74 185H72ZM225 183H227V184H225ZM246 183H249V186ZM257 183H258L259 187L257 186ZM22 185L24 187H22ZM111 185H108V186H111ZM161 185H163V186H161ZM55 186H57V187H55ZM73 186H75V188L72 189ZM26 187H27V189H26ZM161 187L162 188L164 187V188L162 189ZM208 187H209V189H208ZM221 187H222V189H220ZM226 187H228V188H226ZM245 187H247L246 188L247 190H245ZM62 188L64 191L61 190ZM76 188L79 190L78 192L80 194L76 192L77 191ZM14 189H15V191H14ZM18 189L20 190V192H18ZM65 189L67 190L66 193H64ZM97 189H98V191H96ZM216 189H219V190L215 191ZM72 191H73V193H71ZM90 191H91V193H90ZM92 191H93V193H92ZM213 191L215 193L217 192L216 195ZM53 192L57 195H54ZM83 192H84V195L86 194L85 196L84 195L81 196V194H83ZM58 193L62 194V195L64 194L63 195L64 200L62 199L63 202H61L62 200L60 201V199L62 198V195H59ZM68 194H70L71 196ZM208 194H210V195H208ZM249 194L252 196L249 197ZM105 195H106V197H104ZM253 195H254V197H253ZM52 196H54L53 199H52ZM65 196H67V198H64ZM86 196H87V198H86ZM38 197H39V199H38ZM72 197H76V198L73 199ZM88 197H89V199H88ZM96 197H98L100 199H97ZM145 197H146V199H144ZM238 197H241V198H238ZM18 198L20 199V195L18 196ZM152 198H153V200H152ZM70 199H73V200H70ZM200 199H203L206 201H212L216 204H219V206H217V209H219L218 210L219 213L217 211L218 215L216 214L215 216H213L208 221L203 222L204 224H196V226H190V227H185V228L183 227L182 229H181V227H173L172 222L175 219V217L184 208L188 207L191 203H193V201H197ZM51 200H53V201H51ZM77 200L78 201L80 200V202L82 204L79 203ZM223 200H225V201L223 202ZM260 200H262V201H260ZM21 201H23V200H21ZM250 201H252L251 202L252 204L250 203ZM24 202L27 204V202L25 200L23 202H21V204L23 203L24 206L21 205L20 212L24 211V208H25V210L27 208V205H25ZM51 202H52V204H51ZM69 202H70V204H69ZM88 202H91V203L88 204ZM146 202H148V203H146ZM61 204H62V206H61ZM145 204H147V207L145 206ZM50 205L52 206V208ZM94 205H95V203H94ZM9 206L15 207V205H11V204H9ZM54 206L56 208H54ZM256 206L258 208V211L260 210V212H258L257 214H255L256 213V211H255ZM14 207H13V209H16ZM154 207H155V209H154ZM0 209L2 210V206H0ZM4 210H6V209H4ZM157 210H160V212L155 214V211H157ZM222 214L225 216H223ZM222 216H223V218L225 217L226 220L221 219ZM261 216H262V214H261ZM45 217H43V215H41L39 220H42V218H43V220H45L46 219ZM153 218L155 219L156 224L154 223ZM54 219H55V217H53V221H54ZM147 220H148V222H147ZM57 221L58 220H56L55 222H57ZM27 223H28V225H26ZM251 223L253 224V226ZM254 223L255 224L257 223V224L255 225ZM25 225L28 226V228H29V222H26ZM121 225H122V227H120ZM250 225H251V227L249 228ZM126 228H129L130 230L127 231ZM171 228H173V229H171ZM176 228H178V229H176ZM243 228H244V230H243ZM29 229H31V228H29ZM241 229L243 230V232L241 231ZM248 229L250 230L249 232L253 231L254 233H256L257 239L255 237H254V239H252L253 237L249 236L247 234L248 232L246 233V231ZM243 233H245V234L242 235ZM105 235L107 237H105ZM132 236H134V237H132ZM106 238H107V240H106ZM230 238L231 239L235 238L234 243H237V247L239 246L237 248V249L240 248L239 252H231V253L229 252V254H230V255L228 254L229 256L228 255L223 256L221 254H218L220 252H223V250L217 251V250H219V247L224 248L223 242L225 243L226 239L231 240ZM239 240L245 241L246 245L243 243H240ZM77 242H79V244ZM81 242H83L85 245ZM88 242H90V243H88ZM239 243H240V245L241 244L245 245L244 248H242L239 245ZM1 244H3V245H1ZM72 245H75L76 247L75 246L73 247ZM235 246H236V244H235ZM246 246H247V249H246ZM215 247H216V249H215ZM254 247L257 248V250L259 249L258 250L259 252L256 249H254ZM67 249H69V250H67ZM77 249H78V252H77ZM251 249H253L256 254H254L253 250L251 251ZM62 250H63V252L64 251L65 252L63 253ZM243 250H245L246 252ZM46 251H48L49 253ZM257 252H258V254H257ZM232 253L233 254L238 253L239 256L237 255V257H235L236 255H233ZM4 255H5V257H4ZM96 255L99 256L98 259H94L96 257ZM2 257H4V258H2ZM40 257H42V259ZM47 257H48V259H47ZM39 258H40L41 262H40ZM45 259H46V261H45ZM93 259L95 262L93 261ZM1 260H3V261H1ZM9 262H12V263H9Z\"/></svg>","mask_w":264,"mask_h":264},{"label":"water","instance_id":"95a60500","mask_svg":"<svg viewBox=\"0 0 264 264\" xmlns=\"http://www.w3.org/2000/svg\"><path fill=\"white\" fill-rule=\"evenodd\" d=\"M254 128L264 132V111L257 117ZM212 212L210 202L200 199L192 203L190 207L183 210L175 219L174 226L200 224Z\"/></svg>","mask_w":264,"mask_h":264}]
</instances>
